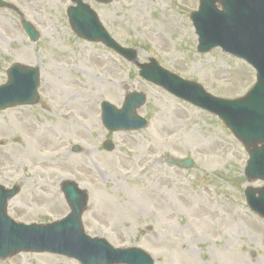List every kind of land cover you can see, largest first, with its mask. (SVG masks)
Here are the masks:
<instances>
[{
	"label": "rangeland",
	"instance_id": "374dc122",
	"mask_svg": "<svg viewBox=\"0 0 264 264\" xmlns=\"http://www.w3.org/2000/svg\"><path fill=\"white\" fill-rule=\"evenodd\" d=\"M38 32L30 41L20 16L0 8V84L13 63L37 67L38 103L0 111V185L19 184L7 203L16 222L47 224L69 213L63 180L86 191V235L114 248L138 247L154 264H264V220L243 191L248 154L223 122L138 75V67L98 43L77 38L66 9L71 0H5ZM110 36L137 50V63L155 59L209 94L242 97L253 69L219 49L197 51L189 19L198 0H83ZM142 92L139 131L110 132L102 100L120 108L124 94ZM110 140L112 151L102 143ZM77 145V153L71 147ZM190 158L179 168L164 158ZM0 264H79L51 254L18 253Z\"/></svg>",
	"mask_w": 264,
	"mask_h": 264
},
{
	"label": "water",
	"instance_id": "95a60500",
	"mask_svg": "<svg viewBox=\"0 0 264 264\" xmlns=\"http://www.w3.org/2000/svg\"><path fill=\"white\" fill-rule=\"evenodd\" d=\"M72 1L75 6L67 9V16L71 29L80 38L102 42L127 61L135 60L136 50L118 45L87 4L81 0ZM96 1L109 3L112 0ZM0 6L8 4L0 0ZM190 19L198 36L199 52L220 46L256 70L257 81L247 95L233 101L212 97L200 85L169 73L152 58L148 63L138 64L139 74L173 95L218 115L249 154L245 176L250 180L264 181V0H199V8ZM22 27L32 41L38 38L30 23L22 21ZM7 75L9 81L0 85V109L37 102L36 67L15 62ZM144 102L145 95L137 92L126 94L120 109L102 101L103 125L111 131L144 128L146 120L136 114V109ZM103 147L110 151L113 145L105 141ZM72 150L77 152L80 149L73 146ZM166 161L185 168L193 165L190 159L168 158ZM17 191V186L10 190L0 186V259L20 251H32L66 255L81 264H153V259L139 248L116 249L104 239L90 238L83 233L80 218L87 205V193L78 189L74 182L63 181L61 184L70 214L49 225H24L6 217V201ZM244 194L249 207L264 217V185L257 189L248 187Z\"/></svg>",
	"mask_w": 264,
	"mask_h": 264
}]
</instances>
